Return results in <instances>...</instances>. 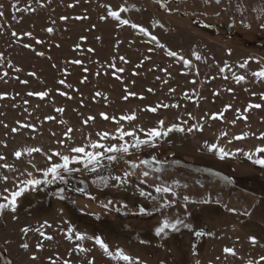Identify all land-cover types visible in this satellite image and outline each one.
I'll return each mask as SVG.
<instances>
[{
	"label": "rangeland",
	"instance_id": "rangeland-1",
	"mask_svg": "<svg viewBox=\"0 0 264 264\" xmlns=\"http://www.w3.org/2000/svg\"><path fill=\"white\" fill-rule=\"evenodd\" d=\"M13 3L16 0H0V11L4 13L0 17L3 57L0 93H7L0 99V141H4L0 143V155L5 157L0 164H11L21 171L31 170L28 163L31 160L42 167L45 157L41 153L19 159L13 153L30 146L44 151L61 148L57 141L65 139L63 133L72 127L75 129L72 141L61 148L66 151L73 142L82 144L86 137L97 139V132H114L119 118L132 113L136 115L134 121H121L125 129L137 126L146 129L155 126L158 120H164L166 126L187 120L188 126L198 121L203 123V130L170 133L155 149L133 150L126 157L138 161L156 155L158 160L167 161L164 171L153 173L148 183H157L156 175L169 184L173 180L180 182L175 188L178 202L161 211L170 217L185 218L192 229L169 232L163 239L155 237L153 227L161 215L132 214L140 204L152 207L151 201L136 192V178L125 188H99L91 183L93 174L82 171L73 174L69 185L87 188L96 200L72 191L69 185H65L68 189L65 199L54 198L49 194L54 185H50L22 198L17 208L21 213L5 212L0 216V264H51L50 257L56 264H63V259H70L72 264H87L90 258H94V264H115L94 240L80 242L90 249L89 253L73 251L69 255V250L77 243L65 238L69 224L89 236L101 234L106 243L111 240L108 233L114 231L116 239L108 243L109 246L121 247L144 264H196L197 261L199 264H247L249 260L264 264L259 259L264 255V169L241 154L220 160L204 148L205 141L217 143L227 151L237 148L249 151L264 145V139H257L259 133L264 132V107L251 109L245 114L247 120L230 123L237 117V108L243 110L249 103L264 105L259 98L264 92V81L251 76V72L258 70L256 61L250 60L245 69L238 67L248 56L260 57L264 62V29L259 27L264 23V0H161L163 7L157 0H39V3L19 0V9H34L28 12L17 11ZM106 6L115 11L121 6L127 7L129 10L122 13L121 18L131 23L120 25L107 15ZM102 16L105 19L102 20ZM132 23L147 28L164 48L153 41L151 35L133 28ZM244 23H250L251 27H245ZM49 27L54 31L48 32ZM13 32L17 35L13 36ZM25 32H31L32 36H24ZM82 36L86 39L81 40ZM25 44L31 47L26 48ZM89 48L94 51L89 52ZM168 51H176L178 55L169 56ZM193 51L202 59L196 60ZM40 52L44 55H38ZM121 56L124 61L119 59ZM181 57L191 64L184 65ZM74 59H80L82 64H72ZM225 63L229 68L220 72ZM109 64L115 67L110 68ZM117 68L124 71L117 72ZM233 72L245 75L246 80L237 83L232 78ZM85 76L87 79L81 83ZM61 79L66 80L65 85L59 84ZM125 89L137 95L125 101ZM45 90L49 95L43 99L27 95ZM60 91L68 95L61 96ZM98 92L102 95L97 96ZM186 93L191 99L186 98ZM161 102L177 107L159 108L155 113L146 110ZM225 105L232 107L224 113L223 119H208ZM58 107L65 111L57 113ZM100 113L116 120H105ZM50 115L56 119L45 120ZM88 116L95 119L85 125L83 120ZM201 117L205 119L201 121ZM61 120L67 124H61ZM18 121L34 124L35 130L21 128L13 133L11 129L19 127ZM245 131L255 135L243 140L233 139ZM111 166L115 170L112 175L122 174L127 167L124 161ZM16 174L0 168V175L11 178ZM228 177L230 183L226 182ZM141 186L160 195L148 185ZM4 187H11V182L0 181V191ZM166 195L172 199L170 194ZM184 195L190 197L187 207ZM109 199L127 203L130 211L105 212L100 202ZM205 199L209 202L203 203ZM30 204L35 205L33 210L27 208ZM229 208L236 211L230 212ZM28 210L41 214L34 215ZM45 221L51 228L45 226L43 231L51 235L52 240L44 239L36 231L26 235L21 232L25 226L38 229ZM92 228L96 231L92 232ZM200 230L206 235L197 237L194 245L191 236ZM249 236H255L257 243L252 244ZM141 239L149 243L141 244ZM22 243H28L29 249L21 248ZM37 243H42L43 247L37 249ZM225 247H233L236 254L224 253ZM33 254L37 257L35 261L31 259Z\"/></svg>",
	"mask_w": 264,
	"mask_h": 264
},
{
	"label": "snow or ice",
	"instance_id": "snow-or-ice-1",
	"mask_svg": "<svg viewBox=\"0 0 264 264\" xmlns=\"http://www.w3.org/2000/svg\"><path fill=\"white\" fill-rule=\"evenodd\" d=\"M19 0H16V3H13L12 7L16 8L17 11L21 12H28V11H34V9H31L30 7H25L24 9H19L17 7ZM30 2V0H29ZM158 3H161V0H157ZM207 2V0H206ZM219 2V0H217ZM37 3H39V0H37ZM71 7V5H69ZM161 6L163 7V3H161ZM2 7V6H0ZM108 8L107 15L113 17L117 21H119L120 25H128L131 22L128 19H122L121 14L124 12H127L129 9L127 7L121 6L119 11L111 10L110 6H106ZM264 11V9H262ZM4 15L3 11H0V17ZM60 19H66V17H61ZM77 19H80V17H77ZM101 19H105L104 16L101 17ZM243 23V20L241 21ZM54 23V22H53ZM158 23V21H157ZM131 26L133 28H138L140 32H143L145 35H151L149 30L145 27L140 26L139 24L132 23ZM245 27L250 28V23H244ZM162 27V25H161ZM259 27L261 29H264V23H260ZM48 32L54 31L52 27L47 28ZM17 33L13 32V36H16ZM24 36H32L31 32H25L23 33ZM86 39L85 37H81V40ZM151 39L153 41H156L157 44L164 48L163 44H160V42L157 40V37L155 35H151ZM36 43H42L40 40H36ZM24 47L28 48L31 47L29 44H25ZM77 48L80 47L79 44L76 45ZM89 52L94 51L93 49L89 48ZM151 51V49H150ZM229 54H231V50L229 49ZM38 55L43 56L44 53L40 52ZM167 55L175 57L177 56L176 51H168ZM192 55L195 56L196 60H201V55L193 51ZM2 54H0V60H2ZM121 61H124V57H119ZM184 65H190L191 61L188 59H183ZM250 60H255L258 65V70H255L251 72V76L256 78L257 81H264V62L261 61L260 57H253L248 56L245 59H243L242 62L239 63L238 67L240 69H245L249 65ZM72 64H82V61L80 59H74L71 61ZM109 67H115L114 64H109ZM226 68H229V65L227 63L224 64L222 68H220V72H223ZM85 72L88 71L87 68L84 69ZM117 72H123L124 69L117 68ZM4 75H7V73H4ZM30 75H35V73H30ZM115 75V73H113ZM232 78L237 82H243L246 80L245 75L237 74L235 72L232 73ZM87 77L85 76L81 83H83ZM119 79V77H117ZM21 83H27V81H21ZM60 85H65L66 80L61 79L59 80ZM67 87H71V85H67ZM248 89H245L247 91ZM149 92H152V89H148ZM170 91H174L170 89ZM229 92L232 91V89H228ZM125 95L123 96V99L127 101L129 97H135L137 93L128 91L125 89ZM59 94L61 96H67L68 93L65 91H60ZM27 95L29 96H37L41 99L47 97L49 95V91H38V92H29ZM97 96L102 95L101 93H96ZM186 98L191 99L190 96L185 94ZM214 95H218V93H214ZM253 96L256 95L255 92L252 93ZM7 96V93H0V99H3ZM71 98V97H69ZM143 97H141L142 99ZM259 98L261 101H264V92H261L259 94ZM25 104L28 103V101H24ZM15 107V105H13ZM169 107H177V105H168L164 103H159L156 106L147 107L146 110L152 113L157 112L159 108H169ZM232 106L231 105H225L223 109L219 110L218 112H213L208 117V119L216 120V119H223L224 113L227 112ZM264 107V105L260 103H249L246 107L243 108V110L237 108L236 113L237 117L236 119L230 121V123L235 124L236 120L238 119H244L247 120V116L245 115L248 113L251 109H260ZM55 111L57 113H63L65 110L63 108H56ZM100 116H102L105 120H116V117H109L105 113H100ZM189 117L191 118V114H189ZM56 118L54 116H46L45 120L47 121H53ZM95 117L88 116L83 120V123L86 125L90 121H93ZM136 119L135 113H132L130 115H122L119 118V121H117V127L115 128V131L110 133L109 131H101L97 132L96 136L97 139H92L91 137H86L85 142L82 144H75L74 142L67 146V150H61L63 146L66 145L68 141H72V133L75 131L72 127H68L66 131L63 133V136L65 139H60L57 141V144L61 146V148L56 149H49L48 151H44L40 147H23L18 150H16L13 155L16 158H21L24 155H27L31 157L34 153H41L45 157V164L42 167H38L36 164L32 163L31 160H29V164L31 167V170L28 168H25L23 171L19 169H15L13 165L11 164H0V168L8 169L11 172L17 173L16 175L12 176L11 178L8 175H0V181L4 183L11 182V187H4L2 191H0V216H2L5 212H11L15 213L18 208V204L22 198H25L27 195H30L32 193H35L41 189H47L50 185L55 184H63V185H69V180L72 178L73 174L79 173V172H87L93 174V179L91 183L93 185H96L99 188H107L109 186L114 188H125L126 186L130 185L131 180L133 178H136L138 180V183L135 185V190L138 192L140 197H143L145 200L152 202V207L149 209L143 204H140L137 206L136 211L133 212V215H142V216H151L152 213H159L162 218L158 220V223L153 227V232L155 237H159L161 239L167 237L169 235V232H179L181 228H187L192 229V225L186 221L185 218L174 216L170 217L169 215L163 213L162 209H169L173 205H175L178 200V193L175 191L176 187L180 186V182L178 180H173L170 184L167 182L160 181V176L156 175L155 180L158 181L155 184H149L148 180L149 177L153 175V173H162L164 171V164L167 163V161H160L157 159L156 155H152L150 159H140L138 161H134L131 159H126L127 156L131 155L133 153V150L140 151L143 148H151L155 149L158 147L159 141L164 140L169 136L170 133L174 132H187L192 133L193 131H202L203 130V123L197 122L193 123L190 126H188V121L184 120L180 123H172L165 125L164 120H158L153 127L149 128H140L139 126L131 129H125L121 123V121H134ZM205 118L201 117V121H203ZM19 127H13L11 131L13 133H18L21 128L23 129H32L35 130V125L25 122H17ZM61 124H67L66 121L61 120ZM7 127V125H5ZM142 133L143 135H140ZM55 135V133H53ZM221 136H224L225 133H221ZM250 135H255L254 133H250L248 131L242 132L239 135H236L233 137L234 140H243ZM257 139H264V132H260ZM114 141V142H109ZM231 142V141H230ZM0 143H4V141H0ZM204 148L210 152L214 153L220 160H224L226 157H235L237 154H241L244 157H246L252 164L259 165L262 169H264V145H257L253 150L249 151H243L242 149H235L234 151H227L223 147H220L217 143H209L207 141L204 142ZM5 157L3 155H0V160H4ZM120 161H124L125 165L127 166L125 170L122 172V174L119 175H112L110 170V167L113 163H119ZM174 163H179V161H174ZM137 170H139V175H137ZM102 173H108V174H102ZM110 181H114V183L110 184ZM226 182H231V178H226ZM83 183V181H81ZM141 185H148L149 189H153L156 194L160 195H154L153 191L151 190H145L144 187ZM72 191L76 193H81L86 196H88L91 200H96V196L91 195L87 188L85 187H75L74 185H69ZM184 187H187V185H184ZM50 195H54L58 197L59 199L63 200L66 198V192L64 187H58L54 192H50ZM166 194H170L172 199L167 198ZM184 206L187 207L188 202L190 201V197L188 195L183 196ZM203 203H208L209 201L207 199L202 201ZM75 203V201H73ZM117 203L119 206H117ZM100 207L105 210V212L109 211H115L117 213L121 212L122 210L130 211L129 206L127 203L120 201V202H114L113 200L109 199L107 201H101ZM83 210V209H82ZM228 211L235 212V209L229 208ZM247 214V213H245ZM98 215V214H93ZM15 219V216H13ZM47 226L48 228H51V225L48 224L47 221L44 222L38 229H30L29 227L25 226L21 229V232L25 235L29 231H36L39 232L41 237H44L46 240H52L53 237L51 235H47L43 229ZM194 235L196 237H201L206 235V233L203 230L195 231ZM65 238L72 242L73 240L77 241L75 243L74 248L69 250V255L72 254V252L76 253H89L90 249L83 246L82 241L85 239L87 240H94L95 245H98L100 249H102L104 255L109 258L111 262H115V264H144V261H142L139 257H134L129 253H126L124 249H122L119 246H116L115 248H111L108 243L105 242V239L102 237L101 234H96L94 236H89L86 233H82L80 231H77L71 224H69L66 228V235ZM249 241H251L252 244L257 243V238L255 236H249ZM141 244L149 243V241L141 239L139 241ZM23 249H29L30 245L28 243H22L20 245ZM37 249H40L43 247L42 243H37L35 245ZM224 253L235 255V249L233 247H225L223 249ZM31 259L35 261L37 257L33 254ZM51 261V264H56V260H52L51 257L49 258ZM60 257H57V260H59ZM260 261H264V255H262L260 258ZM63 264H72V261L70 259H63ZM87 264H94V258H90L87 260ZM196 264H199V261L196 262ZM247 264H258L256 261L249 260L247 261Z\"/></svg>",
	"mask_w": 264,
	"mask_h": 264
},
{
	"label": "trees",
	"instance_id": "trees-1",
	"mask_svg": "<svg viewBox=\"0 0 264 264\" xmlns=\"http://www.w3.org/2000/svg\"><path fill=\"white\" fill-rule=\"evenodd\" d=\"M58 187H64L65 188V192H66V189H67V187H65V185H63V184H55L54 186H53V192L58 188ZM68 190V189H67ZM41 194V193H40ZM54 196V195H53ZM56 196H54V198H55ZM47 198V197H46ZM39 199V198H38ZM30 203H32V201L30 202ZM27 208L28 209H31V210H33L34 208H35V205H33V204H30V208H29V206H27ZM31 210H28V211H30L31 212ZM17 213H21L20 212V210H18V211H16ZM32 214L34 213V215H40L41 213L40 212H31ZM96 231V228H92V232H95ZM108 235H109V237L111 238V240L109 241V242H107V243H110V242H114V239H116V236H115V233H114V231L113 232H110V233H108ZM201 237H203V236H201ZM196 236L195 235H192L191 236V240H193V244L194 245H196ZM195 242V243H194ZM117 246V245H116ZM194 248V246L191 244V248ZM196 248V247H195Z\"/></svg>",
	"mask_w": 264,
	"mask_h": 264
},
{
	"label": "built area",
	"instance_id": "built-area-1",
	"mask_svg": "<svg viewBox=\"0 0 264 264\" xmlns=\"http://www.w3.org/2000/svg\"><path fill=\"white\" fill-rule=\"evenodd\" d=\"M109 171H110L111 173L115 171L114 168H113V166L110 167V170H109Z\"/></svg>",
	"mask_w": 264,
	"mask_h": 264
},
{
	"label": "water",
	"instance_id": "water-1",
	"mask_svg": "<svg viewBox=\"0 0 264 264\" xmlns=\"http://www.w3.org/2000/svg\"><path fill=\"white\" fill-rule=\"evenodd\" d=\"M216 2H217V0H216ZM232 23H230V25H231ZM204 228H206V226L204 227Z\"/></svg>",
	"mask_w": 264,
	"mask_h": 264
}]
</instances>
